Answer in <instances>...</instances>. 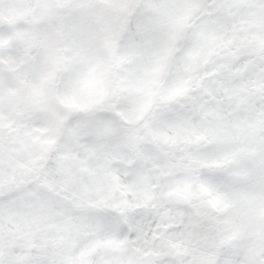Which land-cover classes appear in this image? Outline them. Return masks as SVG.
<instances>
[{"label":"snow or ice","instance_id":"6c2138e0","mask_svg":"<svg viewBox=\"0 0 264 264\" xmlns=\"http://www.w3.org/2000/svg\"><path fill=\"white\" fill-rule=\"evenodd\" d=\"M0 264H264V0H0Z\"/></svg>","mask_w":264,"mask_h":264}]
</instances>
